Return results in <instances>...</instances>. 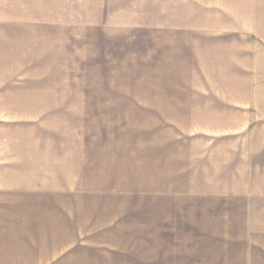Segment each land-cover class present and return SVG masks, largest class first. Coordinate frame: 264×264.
<instances>
[{
	"label": "crops",
	"instance_id": "0c3cea01",
	"mask_svg": "<svg viewBox=\"0 0 264 264\" xmlns=\"http://www.w3.org/2000/svg\"><path fill=\"white\" fill-rule=\"evenodd\" d=\"M72 1L0 0V264H264V0Z\"/></svg>",
	"mask_w": 264,
	"mask_h": 264
},
{
	"label": "rangeland",
	"instance_id": "374dc122",
	"mask_svg": "<svg viewBox=\"0 0 264 264\" xmlns=\"http://www.w3.org/2000/svg\"><path fill=\"white\" fill-rule=\"evenodd\" d=\"M89 2V3H88ZM104 0H98L92 3L91 0H73L71 3L66 4L67 10L53 11V18H67V19H107L116 21H127L132 25L139 24V19L149 17L150 12L144 10L141 12L143 3L155 2V0H111L110 4H104ZM113 7L115 9L103 10L102 8ZM97 8V9H96ZM123 70V69H122ZM137 72L138 68L133 69ZM114 77V76H113ZM139 81L138 75L136 76ZM116 81H123L122 75L116 74ZM114 79V78H113ZM115 81V80H114ZM60 263V259H58ZM73 261V260H72ZM54 262V261H53ZM56 262V261H55ZM61 264V263H60Z\"/></svg>",
	"mask_w": 264,
	"mask_h": 264
}]
</instances>
